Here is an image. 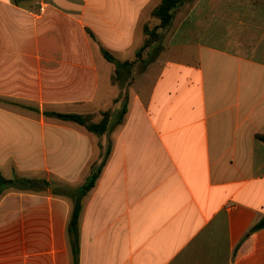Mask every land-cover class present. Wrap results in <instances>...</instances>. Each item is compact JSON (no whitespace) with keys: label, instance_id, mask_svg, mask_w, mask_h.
Wrapping results in <instances>:
<instances>
[{"label":"crops","instance_id":"0c3cea01","mask_svg":"<svg viewBox=\"0 0 264 264\" xmlns=\"http://www.w3.org/2000/svg\"><path fill=\"white\" fill-rule=\"evenodd\" d=\"M161 2L0 0V264H264V0Z\"/></svg>","mask_w":264,"mask_h":264},{"label":"trees","instance_id":"16d2710c","mask_svg":"<svg viewBox=\"0 0 264 264\" xmlns=\"http://www.w3.org/2000/svg\"><path fill=\"white\" fill-rule=\"evenodd\" d=\"M187 0H162L161 4L153 11V15L159 20V25L155 26L153 29L146 28L147 32V40L144 45V49L151 46L152 43L156 42L160 39L161 35L159 34V30L169 28L173 22L176 9L183 5ZM104 56L109 61H114V58L107 52L104 51ZM126 112V110L124 111ZM47 116L55 117L57 119L63 121H70L77 123L81 126H84L88 131L104 134L107 131V122L104 120L101 123H93L90 120L89 116L69 113L63 114L58 112H46ZM259 139L264 141V135H259ZM105 165V161L99 166V168L93 173L91 179L87 181V183L78 189L77 191L67 188L66 195L74 198V210L71 216V220L68 227L69 238L71 241V245L73 248V253L75 256V260L78 259L79 250L75 249L76 246L79 245V217L81 212V200L82 198L89 192V190L95 185L97 178ZM44 183V186H48L49 183L47 181H38L34 179L28 178H19L15 177L13 179H8L2 175L0 172V195L7 189L16 188L19 190L26 189H36L38 184ZM55 194H58V190L55 189ZM264 227V218L257 223L251 231H255Z\"/></svg>","mask_w":264,"mask_h":264},{"label":"rangeland","instance_id":"374dc122","mask_svg":"<svg viewBox=\"0 0 264 264\" xmlns=\"http://www.w3.org/2000/svg\"><path fill=\"white\" fill-rule=\"evenodd\" d=\"M152 25H153V24H152ZM152 25H149V26H150V28H153V26H152ZM148 51H149V49H148V50H146V51H145V53H144L146 58H148V57H149V56H148V53H149ZM147 52H148V53H147ZM144 66H145V67H147V65H146V64H144V62H141V63H139V64L137 65V69H136V70L140 72V70H141V69H142ZM131 83H132V80H131ZM131 83H130V84H131ZM123 86H124V85H123Z\"/></svg>","mask_w":264,"mask_h":264}]
</instances>
